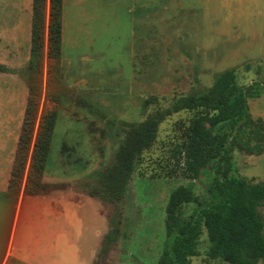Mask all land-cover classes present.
Returning <instances> with one entry per match:
<instances>
[{
    "label": "rangeland",
    "instance_id": "rangeland-1",
    "mask_svg": "<svg viewBox=\"0 0 264 264\" xmlns=\"http://www.w3.org/2000/svg\"><path fill=\"white\" fill-rule=\"evenodd\" d=\"M64 4L63 84L49 68L53 59L45 55L33 135L34 140L42 110H56L43 180L63 183L58 189L61 206H71L76 221L77 264H158L167 241L170 192L188 186L205 201L216 176L210 169L194 180L149 177L167 163L171 141L178 136L176 123H187L190 114L174 113L160 123L156 141L143 152L120 202L91 197L81 184L93 171L112 163L124 136L122 121L138 122L180 96L210 87L216 74L228 68H236L237 83L247 88L249 107L248 117L231 136L233 173L249 183L264 181V0H64ZM24 66L12 69L20 79L5 81L13 95L11 104L0 111V184L10 176L28 97ZM143 171L145 175L139 176ZM197 208L195 201L186 203L181 216L187 218ZM258 212L264 221V201ZM113 215L120 220V236L101 257L98 252ZM208 247L204 230L199 255L189 264H231L208 256ZM242 254L253 261L247 251ZM60 259L72 262L68 255ZM256 264H264V259Z\"/></svg>",
    "mask_w": 264,
    "mask_h": 264
},
{
    "label": "trees",
    "instance_id": "trees-1",
    "mask_svg": "<svg viewBox=\"0 0 264 264\" xmlns=\"http://www.w3.org/2000/svg\"><path fill=\"white\" fill-rule=\"evenodd\" d=\"M61 40L62 0H32L30 58L25 66L28 97L7 183L11 191L23 189L28 195H39L63 186L43 180L56 110H42L33 140L45 55L53 59L49 68L54 69L57 83L63 84ZM0 71L9 69L0 64ZM82 105L100 113L88 101H82ZM181 111L190 117L187 123L177 121L178 136L171 141L167 163H161L149 177L194 180L210 169L216 176L208 185L205 201H199L188 186L179 185L170 192L165 215L167 241L158 264H189L192 257L199 255L197 246L204 230L209 242L206 253L211 258L231 264H256L264 259V221L258 212L264 201V181L249 183L233 173L231 136L249 114L247 88L237 83L236 68L219 72L210 87L180 96L138 122L122 121L124 136L112 163L89 174L81 187L101 201L120 202L143 152L156 141L160 123ZM144 175V171L139 172V176ZM194 201L199 208L187 218L182 217L181 207ZM108 223L98 252L101 257L108 254L120 236L119 218L113 215ZM244 250L253 261L243 256Z\"/></svg>",
    "mask_w": 264,
    "mask_h": 264
},
{
    "label": "crops",
    "instance_id": "crops-1",
    "mask_svg": "<svg viewBox=\"0 0 264 264\" xmlns=\"http://www.w3.org/2000/svg\"><path fill=\"white\" fill-rule=\"evenodd\" d=\"M65 7L62 0L61 50ZM31 20L32 0H0V64L9 69L0 71V111L13 95L5 81L20 79L12 69L26 66L30 58ZM7 183L0 184V264H65L60 256L67 255L69 264H77L75 216L71 206H61L60 191L28 195L23 189L9 190Z\"/></svg>",
    "mask_w": 264,
    "mask_h": 264
}]
</instances>
